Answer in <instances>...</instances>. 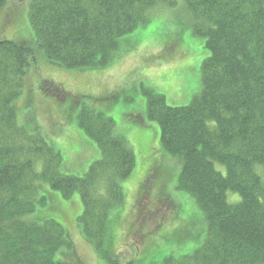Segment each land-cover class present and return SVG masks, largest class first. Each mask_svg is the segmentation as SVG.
I'll use <instances>...</instances> for the list:
<instances>
[{"label": "trees", "instance_id": "obj_1", "mask_svg": "<svg viewBox=\"0 0 264 264\" xmlns=\"http://www.w3.org/2000/svg\"><path fill=\"white\" fill-rule=\"evenodd\" d=\"M182 1L192 36L203 38L208 51L200 62L201 88L186 105L147 93L146 115L159 126L161 147L181 157L173 190L194 197L204 239L190 254L148 264H264V0ZM7 2L0 0V10ZM172 2L30 0L36 46L0 40V264H56L57 252L65 256L72 249L67 229L50 217L59 204L33 213L50 190L64 198L79 193L82 210L75 223L97 250L107 248V264H134L106 246L110 212L123 200L122 181L136 165L113 119L81 105L78 126L100 157L77 175L60 171V150L38 128L18 123L14 102L37 50L67 70L105 67L120 38L148 24L160 4ZM175 39L190 53L180 36ZM186 221L193 227V220Z\"/></svg>", "mask_w": 264, "mask_h": 264}, {"label": "rangeland", "instance_id": "obj_2", "mask_svg": "<svg viewBox=\"0 0 264 264\" xmlns=\"http://www.w3.org/2000/svg\"><path fill=\"white\" fill-rule=\"evenodd\" d=\"M29 1L8 0L0 10V40H24L36 46L28 20ZM158 8L148 24L119 39L116 56L105 67L67 70L46 61L44 53L37 50V61L22 78L14 102L18 123L30 130L38 128L46 141L60 150V171L77 175L100 157L94 141L78 126L81 105L113 119L117 133L135 153L136 165L122 181L123 200L110 212L106 246L124 258H133L134 264L157 262L168 254H190L201 245L205 231L194 197L173 190L181 157L161 147L159 126L147 118L146 107L147 93L164 94L171 105L188 104L200 91V62L208 51L203 38L192 36L182 0ZM177 36L187 43L190 53ZM50 192L45 194L47 202L37 204L33 213L49 212L50 206L59 204L60 211L50 217L60 221L72 239V249H67L65 256L57 252L55 263L107 264V248L97 250L75 223L82 210L79 193L64 198L58 191ZM186 220H193V227H188ZM187 232L190 234L179 236ZM133 247L137 251H132Z\"/></svg>", "mask_w": 264, "mask_h": 264}]
</instances>
